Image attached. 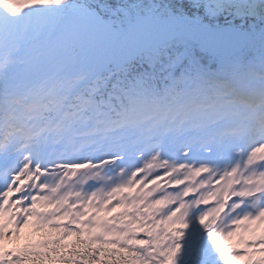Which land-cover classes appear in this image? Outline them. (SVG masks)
Masks as SVG:
<instances>
[{"label": "snow or ice", "instance_id": "obj_1", "mask_svg": "<svg viewBox=\"0 0 264 264\" xmlns=\"http://www.w3.org/2000/svg\"><path fill=\"white\" fill-rule=\"evenodd\" d=\"M40 3H49L51 0H39ZM209 10L215 16L228 14L231 23L237 28V35L241 40L254 42L259 40L261 48L258 58L264 64V0H209ZM240 23H237V22ZM251 21L252 29L259 23V32L243 31L246 23ZM240 57L232 61L233 73L229 77L221 70L211 73L206 70L198 71L195 76L187 75L184 71L176 74V67L170 74L171 83L163 90L158 86L147 83L150 77L139 76L129 80L109 82L105 85L107 91L94 96L86 103L93 106V110L103 109L111 104L113 93L120 98L122 103L126 99L127 107L124 115L127 118L130 112L138 107L151 106L156 109L163 108L169 100H176L181 93L189 94L192 91H203L211 87L216 95L211 100L205 97L208 104L207 119L211 124L217 121L223 122L228 131H223V125L216 129L219 139L218 147L222 152L230 153L239 160L245 158L259 172H264V159L256 160V153H264V91L255 97L244 95L238 86ZM203 69V66H200ZM123 85V86H122ZM231 97V99H227ZM240 106V107H238ZM63 115V110H61ZM60 119V116L57 117ZM63 129L58 132L70 131V119L65 120ZM225 136L228 137L225 141ZM28 156L19 160L11 156V149L3 154L5 171L4 183L0 184V264H42V253L48 246L58 239V225L66 224L71 214L57 215L59 204L48 195L50 190L48 176L45 175L49 168L79 169L90 167L94 162L91 159L83 163L74 159L57 157L48 158L43 151L42 141L37 137L33 140L29 136ZM110 159H115L109 154ZM255 161V162H254ZM35 182L36 187L32 184ZM239 196H251L240 207L239 214L231 217L232 223L228 230L221 229L219 234L210 237H192L186 235V231H174V229L187 230L190 227L186 222L188 213L181 222L170 228L173 238L166 251L160 252L164 258L158 264H264V191L257 189L252 193H239ZM79 207V206H77ZM183 207V206H182ZM86 212L83 219H89ZM100 218H98L99 220ZM206 216H201L199 223L205 224ZM74 223L80 224V221ZM83 227L82 224H80ZM100 231L93 230V235ZM144 233L145 229H138ZM73 237L77 234L72 233ZM149 235H152L150 232ZM83 239H90L87 232ZM23 241V243H21ZM73 239H66L63 248L70 249ZM130 244H139L147 248L150 241L130 240ZM99 244H93V248H99ZM111 247H118L111 245ZM127 253V249H124ZM160 251L159 246L150 249L146 255L134 253L140 256L143 264H152L154 253ZM97 255V253H93ZM97 264H102L105 253L101 252ZM60 258L63 259V253Z\"/></svg>", "mask_w": 264, "mask_h": 264}, {"label": "rangeland", "instance_id": "obj_2", "mask_svg": "<svg viewBox=\"0 0 264 264\" xmlns=\"http://www.w3.org/2000/svg\"><path fill=\"white\" fill-rule=\"evenodd\" d=\"M26 1V0H24ZM199 1H202L205 3V11H208V14H212V12L209 10V0H199ZM30 2L36 4V3H40L39 0H30ZM57 4V6L59 7V12L58 13H46V12H39L37 9L34 10V14L36 15L35 17L40 19L41 18H44V16H50V18H54L56 20V23L58 22L59 25L56 26L54 24H50L48 27H41L40 26H34L33 28H30L31 30V38L34 36H37V41H39L40 43H43V44H50L53 40L52 38L53 37H57V36H61L65 33H68V32H74V31H77V30H85V29H96L97 27L98 28H110V23L109 21L108 22H105L103 21L99 16H94L93 15V12H90L84 8H82L80 5H77L76 2L74 1H68V0H51V2L49 3H46L49 7H53L54 4ZM10 5H13V0H0V6H3L5 8H7L8 6ZM29 12V11H28ZM27 12V13H28ZM65 15V18H68V22L69 23H60V21L62 20V15ZM27 16V15H26ZM224 19H227V20H231L230 16L228 14H225V17ZM23 22H26V20H22ZM42 22V21H40ZM39 21H37L36 23H40ZM252 43H255L252 42ZM250 42V44H252ZM248 44V45H250ZM225 45V44H224ZM227 48H230V49H233V48H238V47H232V46H228V45H225ZM259 48H261V46H258L257 43L255 44H252L250 46V48L246 47L247 51H249L250 55L249 56H246L244 55V53H241L239 54V57H240V65H239V70L245 68L247 64H252V63H255L257 61L258 64L262 65V67H264V64H261L260 61H259V58H258V54H259ZM118 54H115L113 49L109 50V51H106V50H96V49H92V48H86V49H83V48H78L76 45L75 46H72L70 49L66 46L62 47L60 49V52H59V55L57 56L58 59L56 60H48L46 62V65L45 66H49L51 63H56L59 64V62L61 61V63H64L65 65V71L67 74L71 75V74H76V72H87L89 71V73L91 74H94L92 75V78L93 76H97L99 75V68L100 66L103 67V70L109 65V63L115 59V57H117ZM236 57L233 58V60L235 59ZM243 59H246V61L243 63ZM68 62V63H66ZM230 65H232V62L230 63ZM229 69H224L223 71H226L228 72ZM233 70V69H232ZM20 77V76H18ZM18 77H9L8 79H6L7 81V84L9 86L10 89H12V92L13 93H18V94H23L29 98H32L31 96V87H29L30 85V81H28V78H24V77H21V79L19 80ZM43 75L41 74V72H36L33 74V77L32 79L34 83H37L39 81H42L43 80ZM87 82V81H86ZM84 81V83H86ZM91 89L93 90H97L99 89L97 84H95V82H91ZM60 85V83L58 84ZM50 87H45L43 86V84H38L37 86V90L38 92H43L44 89H49ZM59 93V92H58ZM228 177V181H229V184H227V186L231 185V182H236V180L232 179V177H230V175H232V170L230 169L228 171V174L225 175V177ZM244 174L241 175V180H242V185H245L244 181ZM128 183V182H126ZM129 185H131L130 183H128ZM139 186V185H138ZM226 186V187H227ZM142 188V186H140ZM225 188L223 187H220L219 189V194L220 195H225L226 191H225ZM242 188H246V187H242ZM257 188V187H256ZM72 189H75V188H72ZM231 191H235L234 189H231ZM73 195H74V198H75V201L76 202H79V200L81 199V196L83 195L82 193L79 194L77 193L76 190H73ZM99 195V192H92V193H88V194H85L84 197L86 198H82L84 200V206L82 208V210H78V211H71V213H68L66 212L64 209H62V203L64 201H67V194L66 193H62L60 194L59 193V197L57 199L56 202H58L59 206H61L59 209V215H64V214H71L70 216V221L71 220H77V221H80V224L83 225V231L84 230H87V229H90L91 231H93L95 228H99L100 231L96 232L95 233V236L97 238H101V239H104L106 240V238H110L112 236V233L114 230H117L115 229V225L116 223H118V225L120 226L121 228V233L122 235H126V236H129L127 238H131V239H134V238H138V233L136 230L134 229H130L129 228V218H125V219H116L117 217L114 216L115 214V211L112 209V211L110 213H104L102 212L101 210V213L98 214L97 216H95L94 218H90L87 219V220H84L83 217L86 213V207H91L93 206V201L95 199H97ZM90 198H93V199H90ZM137 200H138V197L136 198V200H134V204L136 205L137 203ZM73 203V205L76 204ZM128 207H134L135 206H132V205H127ZM74 207V206H73ZM196 207V205H195ZM127 214V213H126ZM133 215H138V211H136V209H134L133 211ZM150 216L152 215V213L149 214ZM187 216H190V215H187ZM98 218H100L98 220ZM197 220H200V217H195V218H191L188 217V222L191 226V229L192 227H194L195 225H197ZM217 222V217L215 216V214H211L210 215V219L208 220V222ZM198 225H201L200 223H198ZM218 225H220V229H223V230H228L229 228V224L226 222L225 224H221L219 223ZM113 228V230L111 231V229ZM208 228V227H207ZM136 231V232H134ZM218 231V232H219ZM159 233L155 236L154 239L156 240H162V238L166 239V243L168 245V247L170 246L171 244V240L172 238H170L169 236H165V233L163 232L161 234L160 231H158ZM190 234H193V231L192 230H189ZM208 232H209V229H208ZM135 233H136V236H135ZM208 237H210V235H212V233H208L207 234ZM139 240H145L143 239L142 237L139 236L138 238ZM156 242V241H153L151 243V245L149 247H153V243ZM154 256L156 258V261H160V260H163L164 258L160 255V251L154 253Z\"/></svg>", "mask_w": 264, "mask_h": 264}, {"label": "bare ground", "instance_id": "obj_3", "mask_svg": "<svg viewBox=\"0 0 264 264\" xmlns=\"http://www.w3.org/2000/svg\"><path fill=\"white\" fill-rule=\"evenodd\" d=\"M35 9L46 13H58L60 11L56 3L53 7H49L47 4H34L27 0H13V5L7 8L0 6V60L4 59L5 62V64L0 66L1 71H3L2 74L4 73L2 75L3 79H8L11 74L13 76L20 75L22 72L26 73V75L33 74L44 66L47 59L57 57L62 47L67 46L70 48L71 44H78L80 47H86L87 45V47L96 49L111 48L116 49L118 53L131 50L142 52L143 47L154 45L156 40L164 39L167 33L179 32L187 37L203 29L199 25L197 26L188 21L168 18L164 20H149L142 22L140 25L131 26L122 32L119 38H115L110 32L91 30L87 33L88 36L77 35L74 38L65 37V35L63 37L57 36L52 39L53 41L50 44H43L37 41V36L31 38L30 28L40 25L41 27H48L50 24L58 26L59 23H56L54 18H48V16H44L45 19L41 17L40 19L33 18ZM24 15H27L28 19ZM23 19L26 22H23ZM66 19L65 17L62 18L60 23H69ZM37 21L42 22L36 23ZM159 32L165 34H159ZM228 33H230L229 36L219 35L216 32H211L210 34L214 40L231 46L244 45V42H246L241 40L236 30H230ZM67 34L74 33L69 32ZM62 73V70L58 69L55 79L61 80L62 78L63 80L65 76L61 75L65 74ZM69 78H72V76ZM52 79L50 78L51 83L55 80ZM263 176L264 172H261L260 178Z\"/></svg>", "mask_w": 264, "mask_h": 264}, {"label": "trees", "instance_id": "obj_4", "mask_svg": "<svg viewBox=\"0 0 264 264\" xmlns=\"http://www.w3.org/2000/svg\"><path fill=\"white\" fill-rule=\"evenodd\" d=\"M86 5L96 9L106 19H112L115 26L122 27L125 22L135 20L143 15L149 16H164L175 14H192L203 15L202 4H196L190 0H81ZM183 68V65L181 66ZM144 65L141 64L139 57L126 59L121 68V73L117 76L125 82L144 76ZM58 239L53 241L48 249L42 255L43 263L61 264L62 261H67L71 264H97L99 261V253H105V259L102 264H137L133 255L127 251H123L118 244V247H111V242H102L97 240L83 239L78 233L71 239L74 243L70 249L63 248L64 241L61 236H64L68 231L64 228H58ZM23 243V241H22ZM93 244H99V248H93ZM63 253V259L60 258ZM97 253V255H93Z\"/></svg>", "mask_w": 264, "mask_h": 264}]
</instances>
